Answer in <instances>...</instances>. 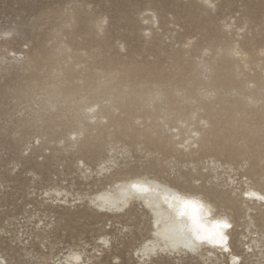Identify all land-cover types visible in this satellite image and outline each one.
Masks as SVG:
<instances>
[{
    "label": "rangeland",
    "instance_id": "374dc122",
    "mask_svg": "<svg viewBox=\"0 0 264 264\" xmlns=\"http://www.w3.org/2000/svg\"><path fill=\"white\" fill-rule=\"evenodd\" d=\"M211 1L212 4L206 5L204 0H0V254L7 264H53L45 258L46 255L62 254L69 244L81 241L89 244L87 250L90 255L102 252L101 256L94 258L96 264H110L112 255L119 257L116 264H136L134 249L151 235L150 215L138 208L137 203H133L129 214L114 218L117 221L111 224L88 206L87 199L79 203L76 194L92 192L104 183L148 166L154 157L144 151L146 145L128 144L124 149L125 145L121 143V147L120 142L112 140L114 142L110 141L89 154V146L64 147L69 143L67 138L59 142L58 138L53 139L48 124L31 127L30 123H24L23 120L36 117L37 110L43 106L41 96L34 95L41 91L36 87L31 96L17 99L12 97V93L28 78L39 79L41 73L48 69L45 63H49L38 59L39 64L35 68L27 69L24 68L26 61L37 51L42 56V53L56 51L69 43L72 51L67 50L60 55L61 63L80 62L81 67L94 63L97 68L108 64L132 75H142L148 69L168 66L172 61L170 56L189 47V42L197 46L205 44L203 35L206 34L225 36L244 44L252 41L258 47L264 45V0ZM152 13L158 16V20L152 17L153 23L147 19ZM95 24L102 25V28H96ZM150 26L153 27L151 32ZM11 50L22 53V57L18 54L22 60L14 61ZM74 55L80 57L75 59ZM261 57L263 59L264 54ZM259 69L256 67L254 71ZM261 105L262 102L254 105L256 108L253 106V110L248 109L245 119L250 128L262 127V137L260 132L247 134V130L241 129V141L234 144L236 147L230 143L224 145L220 140L208 151L179 158L181 162L177 163L174 171L165 174L166 178L179 186L195 188L201 179L190 181L189 169L195 175L199 170L205 171L204 165L210 164L206 162L207 157L213 155L219 161H226L225 167L234 166L232 169L227 167V172L218 169L222 179L204 182L205 192L219 190L226 193L231 188L240 192L246 187L245 179L252 183L258 176L253 172L264 173V161H260L264 157V149L259 147L264 144V108ZM200 113L203 114L202 111ZM107 119L104 118V122ZM70 138L73 139L72 136ZM83 138L84 135L80 137ZM247 141L250 150L244 147ZM222 149L230 150L228 153ZM111 155L114 161L107 163L108 169L93 173L88 180L77 169V165L98 169V164ZM189 158L194 159L196 169L192 168L189 160L183 161ZM228 174L235 178V183L227 186L224 180ZM51 187L68 189L72 194L68 198L76 204L51 203L43 198L44 191ZM219 208L223 210L225 207ZM226 211L231 212L228 208ZM84 213L88 217L79 219ZM254 217L255 224L259 225L260 210L255 211ZM41 218L45 224L35 228ZM236 221L232 249L242 253L239 264H264V254L259 252V249L264 252V247L247 253L238 235L245 231L243 220L236 218ZM123 225L127 228L123 229ZM255 229L259 234L264 233L262 227ZM18 231L23 234V242L18 239ZM103 233L111 236V245L104 251L96 248L101 249L96 252L93 248L95 239ZM43 236L48 237L46 246L40 242ZM148 264L205 263L201 258L163 254L155 256ZM208 264H229V261L222 257Z\"/></svg>",
    "mask_w": 264,
    "mask_h": 264
},
{
    "label": "bare ground",
    "instance_id": "6f19581e",
    "mask_svg": "<svg viewBox=\"0 0 264 264\" xmlns=\"http://www.w3.org/2000/svg\"><path fill=\"white\" fill-rule=\"evenodd\" d=\"M204 2L206 5L213 3L211 0ZM151 15L147 17L148 21L153 23L152 17L158 20L155 13ZM96 28L101 29L102 25H96ZM152 28L150 26V32ZM203 36L205 44L197 46L189 42V47L170 56L172 61L168 66L148 69L142 75H132L108 64L97 68L94 63L85 67H81L80 62L61 63L60 55L72 48L69 43L56 51L42 53V56L37 51L33 58L26 61L24 68L33 69L39 64L37 60L42 59L49 62L45 63L48 69L41 73L39 79L28 78L22 87L12 93L14 99L27 98L36 87L40 89L41 92L34 95L41 96L43 106L37 110L36 117L23 122L30 123L31 127L48 124L53 139L58 138V142L68 139L69 143L64 147L83 144L89 146L87 153L91 154L112 140L125 145L124 149L128 144L146 145L144 151L154 157L149 160L148 166L104 183L92 192L76 193L79 203L87 199L88 206L111 224L117 221L114 218L129 214L133 203L150 215L151 235L134 249L136 264H148L155 256L163 254L201 258L205 264L227 257L229 264H239L242 253L232 249L236 218L243 220L245 231L238 235L243 240L245 251L249 253L264 247V233L259 234V230L255 229L264 228V173L253 172L258 175L257 178L252 183L245 179L246 187L240 192L231 188L226 193L219 190L208 193L203 190L204 182L219 180L222 173L218 169L227 172V167L232 169L234 166L225 167L226 161L209 155L206 162L210 164L204 165L205 171L199 170L195 175L189 169L190 181L201 179L195 188L179 186L165 176L181 162L179 158L208 151L220 140L224 145L230 143L235 146L241 141V129L247 130V134L262 131L260 126L250 128L245 115L257 103L262 102L261 107L264 108V65H261L264 63V57H261L264 45L258 47L252 41L244 44L216 34ZM10 52L14 61L22 60L18 57L22 53ZM79 57L73 56L75 59ZM256 67H260L259 71H254ZM104 118H108L106 122ZM82 135L84 138L80 139ZM248 144L247 141L244 147L250 150ZM259 147L264 149V144ZM112 158L111 155L100 162L98 169L81 168L79 165L77 169L88 180L93 173L107 170V163L114 161ZM187 160L190 164L194 162L192 158L183 161ZM260 161L263 162L264 157ZM201 163L204 164L203 161ZM192 168L197 166L193 164ZM224 181L228 186L235 183V178L228 174ZM43 194V198L51 203H71L68 189L51 187ZM218 206L225 208L218 210ZM227 208L231 212H227ZM257 209L260 210L259 225L255 224L254 217ZM84 217L88 215L84 213L79 219ZM42 220L39 219L35 228L45 224ZM125 227L123 225V229ZM22 236H18L21 242ZM36 236L40 238L39 234ZM111 239L107 233L100 234L93 248L96 252L109 249ZM40 242L46 246L48 237H41ZM88 246L87 241L69 244L62 254H50L45 258L53 264H96L94 258L101 256L102 252L90 255ZM259 252L264 254L263 249ZM118 260V256L112 255L110 264H116ZM0 264H7L1 254Z\"/></svg>",
    "mask_w": 264,
    "mask_h": 264
},
{
    "label": "snow or ice",
    "instance_id": "6c2138e0",
    "mask_svg": "<svg viewBox=\"0 0 264 264\" xmlns=\"http://www.w3.org/2000/svg\"><path fill=\"white\" fill-rule=\"evenodd\" d=\"M115 205H113L112 207H114ZM100 210H104V208H101ZM200 239H204L205 237H199ZM213 242H218V241H213Z\"/></svg>",
    "mask_w": 264,
    "mask_h": 264
}]
</instances>
